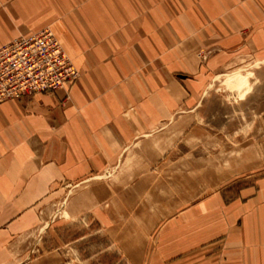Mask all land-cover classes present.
<instances>
[{
  "label": "crops",
  "instance_id": "0c3cea01",
  "mask_svg": "<svg viewBox=\"0 0 264 264\" xmlns=\"http://www.w3.org/2000/svg\"><path fill=\"white\" fill-rule=\"evenodd\" d=\"M263 21L264 0H0V47L50 28L81 74L0 103V264H67L70 242L91 233L62 243L50 231L87 215L113 241L123 228L129 250L158 228L152 254L167 264H264V179L183 207L165 164L200 106L205 68L183 50L227 54L243 46L244 29L264 32ZM49 234L60 247H46ZM178 240L189 242L162 246Z\"/></svg>",
  "mask_w": 264,
  "mask_h": 264
},
{
  "label": "rangeland",
  "instance_id": "374dc122",
  "mask_svg": "<svg viewBox=\"0 0 264 264\" xmlns=\"http://www.w3.org/2000/svg\"><path fill=\"white\" fill-rule=\"evenodd\" d=\"M249 29L241 32L245 38L243 46L230 50L227 54L217 55L218 50H211L206 46L183 50L186 57L191 54L196 56L206 71L203 70L197 76V100H200V106L193 118L185 120V126L181 129V144L175 155L170 152L171 158H176V161L165 162L169 166L167 171L175 172V177L172 175L166 179L175 185L177 192L180 191L177 199L182 201L183 207L196 201L201 204L210 196L224 190L232 197L239 188L254 180L264 179V63L253 65L255 61L264 58V32L246 34ZM210 59H213L212 64H208ZM241 68L243 69L239 73L214 78L221 72ZM171 75L168 71L167 79L172 78ZM172 84L167 81V86ZM185 104L190 103L187 100L183 102ZM149 196L152 197L153 194L150 193ZM164 198L167 205L173 204L171 198ZM185 210L183 208L179 211ZM134 211L139 214L147 210L134 208ZM162 211L167 221L175 212L171 207ZM205 214L206 211L199 208L198 217ZM87 216L61 219L50 231V234L58 233L62 243L91 233V236L79 242H70L71 250L65 257L67 264H158L159 260L165 261V264L171 262L172 258L153 257V251L161 246L156 240L158 228L152 229V239H135L134 249L129 250L126 242L119 239L126 234L123 228L114 230L117 240L113 241L108 235V228L100 231L97 223ZM137 232L141 236V226L135 231ZM50 234L46 247H60L61 242L57 235L52 237ZM188 242L178 240L166 247L163 243L162 246L167 250ZM100 250L103 251L101 261L94 260L93 255ZM126 251L132 255L125 256Z\"/></svg>",
  "mask_w": 264,
  "mask_h": 264
},
{
  "label": "built area",
  "instance_id": "2783aa9c",
  "mask_svg": "<svg viewBox=\"0 0 264 264\" xmlns=\"http://www.w3.org/2000/svg\"><path fill=\"white\" fill-rule=\"evenodd\" d=\"M80 76L50 28L0 47V103L65 88Z\"/></svg>",
  "mask_w": 264,
  "mask_h": 264
}]
</instances>
